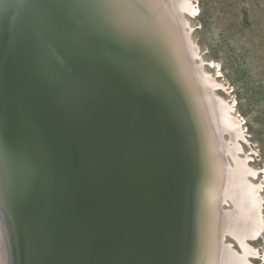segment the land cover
Instances as JSON below:
<instances>
[{
    "label": "water",
    "instance_id": "water-1",
    "mask_svg": "<svg viewBox=\"0 0 264 264\" xmlns=\"http://www.w3.org/2000/svg\"><path fill=\"white\" fill-rule=\"evenodd\" d=\"M58 5L59 0H0V119L7 145L1 150L3 183L12 195L22 194L21 205L34 200L31 213H26L31 221H23L22 227L29 260L187 264L192 259L186 238L191 227L189 191L194 187L197 192L198 157L192 161L185 155L182 138L168 118L176 107L183 118L179 104L185 107L184 126L197 148L193 117L177 90L169 106L162 95L148 96L120 74L117 61L127 62L116 58L117 48L108 43L106 31L93 28L106 27L105 21L96 24V13ZM53 51L59 58L55 66ZM159 75L148 70L146 81L158 78L160 83ZM79 96L87 110L76 112ZM10 118L17 122L13 129L7 127ZM151 118L180 143L174 151L153 144ZM184 160L189 170L194 166L195 185ZM176 213L179 228L173 247ZM101 233L107 234L99 238ZM170 248V258L173 248L178 250L173 263L167 256Z\"/></svg>",
    "mask_w": 264,
    "mask_h": 264
},
{
    "label": "bare ground",
    "instance_id": "bare-ground-1",
    "mask_svg": "<svg viewBox=\"0 0 264 264\" xmlns=\"http://www.w3.org/2000/svg\"><path fill=\"white\" fill-rule=\"evenodd\" d=\"M132 2L139 3L141 15L131 22L112 26L103 13L94 12L98 15L96 24L105 21L106 27L94 25L93 28L97 29L100 26L104 29L105 35L111 40L108 43L117 48L114 52L116 58L127 62L119 63L116 59V67L120 74L131 78V81L135 82L146 95L158 97L162 95L164 99L162 96L160 98L169 106L174 105L175 98H172L175 95L174 91L177 90L193 117V127L198 141L197 148L191 142L192 134L184 126L185 107L182 105V108L178 103L180 112L184 114L183 118L178 116L179 108L176 106V109L173 108L174 116L168 118L169 123L172 121L174 128H171L177 138L182 137L180 143L187 151L185 155L192 161L195 159L194 155L198 157L196 175L200 176L196 181L197 192L194 191V187L193 191H189L191 227L186 230V238L189 239L188 248L189 253L192 252V259L188 260L187 264H257L261 261V255L253 242L264 236V181L262 179L264 171L262 167L251 165L249 157L254 156L253 152L248 154L247 158L244 154H240L241 157L238 156V152L244 149L243 145L248 143V139L234 106L230 101L227 102L218 96V93L226 88L217 80V77L221 76V71L212 59L204 58L202 50L192 38V24L187 17L197 15V5L194 0H168L167 3H161L162 0L161 2L160 0H132ZM3 38L9 41L7 36ZM124 50L131 55H127ZM202 66L213 68V74L206 69L203 70ZM148 70L154 75L160 73V83L158 78H155L156 83L151 80L146 81ZM112 76L115 78L114 75ZM137 93L139 94V90ZM141 98L146 100L143 95ZM81 100L80 96L76 98L74 105L76 112L80 108H86L81 106ZM158 100L163 102L159 98ZM109 103L115 106V101ZM154 107L157 108V105ZM2 111L3 108L0 107V116ZM91 112L89 110V113ZM105 118H108L107 114ZM157 119L164 125L159 118ZM112 120L119 125L122 123ZM132 121L134 120L131 119L130 123L133 128ZM3 125L4 122L0 119V151L7 149L5 141L1 139V133L5 131ZM15 125L17 126V122L10 118L7 127L13 129ZM150 125L153 144H160L164 150L171 148L173 151L177 144L180 145L173 139L172 134H166L152 118ZM9 131L11 134L14 132V130ZM226 132L230 136L229 140L227 137L222 139V134ZM152 154L154 155L153 152ZM226 155L230 156L233 162L226 159ZM156 156H159V153H156ZM184 164L188 168V176L192 178L191 184L195 185L194 166L190 165L189 170V164L186 165L185 160ZM6 190L3 183L1 198L8 206L9 215L0 214V264H27L25 256L29 243L22 227L23 221L27 225L26 218L28 219L29 215L26 217V213H31L34 202L21 205L22 194L16 191L13 195L9 192L7 194ZM193 194H195L194 198ZM175 198L177 199L176 194ZM225 201L229 204L228 208L226 205L222 207ZM177 203L179 206V202ZM23 215L25 220H22ZM178 216L176 213L172 222L171 228L174 232L179 228ZM18 232H23L24 237L21 238V234L18 236ZM225 233L235 238L240 249H236L235 245L229 246L227 239L223 240L222 235ZM101 234L99 238H104L107 233ZM173 234L172 232L171 238L175 242L176 236H172ZM255 235L259 236L256 238ZM170 251L169 249L167 255L169 258L172 255ZM170 259H175V255L173 254V258ZM28 263L34 264L30 260Z\"/></svg>",
    "mask_w": 264,
    "mask_h": 264
},
{
    "label": "rangeland",
    "instance_id": "rangeland-1",
    "mask_svg": "<svg viewBox=\"0 0 264 264\" xmlns=\"http://www.w3.org/2000/svg\"><path fill=\"white\" fill-rule=\"evenodd\" d=\"M194 1L198 8L197 15L187 17L192 24V38L199 45L204 58L212 59L221 71L217 80L226 88L218 96L234 106L248 139L238 156L244 154L247 158L253 152L254 156L249 157L251 165L262 167L264 171V0ZM167 2L168 0H162L161 3ZM202 69L213 74V68L202 66ZM177 130L179 131L178 125ZM223 137L230 139L227 132L222 134V139ZM225 157L233 162L230 156ZM262 179L264 181V176ZM1 195L0 190V214L8 216V206ZM227 203H222V207L226 205L228 208ZM27 220L31 221L26 218ZM22 233L18 234H21V238L24 237ZM173 233L172 236H176V232ZM222 236L224 241L227 239L229 246L235 245L236 249H240L230 234L225 233ZM258 236L255 235L256 238ZM253 245L261 255V261L257 264H264V236L253 242ZM176 248H173L174 255H178ZM28 256L27 249L25 260L30 264ZM173 260L175 259L170 263Z\"/></svg>",
    "mask_w": 264,
    "mask_h": 264
},
{
    "label": "snow or ice",
    "instance_id": "snow-or-ice-1",
    "mask_svg": "<svg viewBox=\"0 0 264 264\" xmlns=\"http://www.w3.org/2000/svg\"><path fill=\"white\" fill-rule=\"evenodd\" d=\"M61 8H78L90 12H101L107 22L112 25L131 22L135 17L141 15L139 3L132 0H59ZM53 65L55 66L58 57L53 51L51 53ZM4 156L0 151V190L3 187Z\"/></svg>",
    "mask_w": 264,
    "mask_h": 264
}]
</instances>
